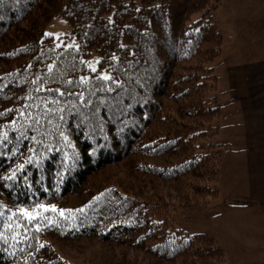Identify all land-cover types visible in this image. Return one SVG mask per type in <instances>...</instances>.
Listing matches in <instances>:
<instances>
[{"label":"trees","instance_id":"1","mask_svg":"<svg viewBox=\"0 0 264 264\" xmlns=\"http://www.w3.org/2000/svg\"><path fill=\"white\" fill-rule=\"evenodd\" d=\"M220 1L0 0V264H68L54 244L84 238L225 264L212 236L183 229L187 208L218 196ZM57 17L73 45L44 35ZM109 168L154 191L106 181Z\"/></svg>","mask_w":264,"mask_h":264},{"label":"crops","instance_id":"2","mask_svg":"<svg viewBox=\"0 0 264 264\" xmlns=\"http://www.w3.org/2000/svg\"><path fill=\"white\" fill-rule=\"evenodd\" d=\"M221 34L218 196L213 208L185 213L184 223L192 213L204 218L207 231L196 233L212 236L229 264H264V35L245 29Z\"/></svg>","mask_w":264,"mask_h":264},{"label":"rangeland","instance_id":"3","mask_svg":"<svg viewBox=\"0 0 264 264\" xmlns=\"http://www.w3.org/2000/svg\"><path fill=\"white\" fill-rule=\"evenodd\" d=\"M198 17H200V14L194 15L193 18L195 19ZM208 18L218 24L219 30L226 38L227 35L232 34L233 30L237 31L244 29L251 33L258 35H260L259 33H262V35H264V0H221L218 7L215 10L210 11ZM46 31L61 45H73L71 39L67 38L66 35L69 32V27L61 18H54L46 28ZM255 37L259 38L258 36ZM260 38L262 37L260 36ZM254 42L257 41L255 40ZM98 58V54L92 52L88 64H91L92 67L95 68ZM220 64V59L217 58L212 62H209L208 66H211L214 69V72H218L221 69ZM216 94L215 90L214 95ZM213 141L215 143L218 142L217 136L214 137ZM102 177L106 181H118L122 183L123 186H126L128 190L137 195H144L145 190H148L150 193L154 191L152 186H146V188L141 186L137 180H128L115 168L105 170ZM159 187L161 192L171 193L169 185L161 184L158 188ZM215 204L216 199H211L210 205L212 208ZM192 208L195 207L187 208L185 213L191 212L189 210H192ZM204 222V218L199 216L198 213H194V215L192 213L185 223L183 221V226L189 234L207 231ZM54 247L68 264H178L175 262L149 260L146 256L134 249L113 247L100 242L96 238H84L61 243L58 242L54 244ZM226 262L225 264H229V257H226Z\"/></svg>","mask_w":264,"mask_h":264},{"label":"snow or ice","instance_id":"4","mask_svg":"<svg viewBox=\"0 0 264 264\" xmlns=\"http://www.w3.org/2000/svg\"><path fill=\"white\" fill-rule=\"evenodd\" d=\"M44 35L47 36V35H50V34L46 32ZM49 67H51V66H49ZM89 67L91 68V70H92L93 72L96 71V69H95L94 67H92L91 64H89ZM101 78L104 79V80H108V79H109V77H108L106 74H104V73H101ZM81 79H84V78L82 77ZM57 91H59V89H57ZM3 135L6 136V133L3 134ZM21 167H22V166H21ZM94 199H95V198H94ZM36 207L39 208V209H41V210H43V211L58 212L59 215H61V216H64L66 212H67L69 215H71V213L73 212V210L57 209L55 205H45V204H40V205H37ZM18 211H19L20 213H22L23 216H24L25 218H27L29 221H33V220L35 219V216H39V215H41L40 212H34V210H28V209H25V208H19ZM49 223H50V224L52 223L51 219H49ZM9 227H11V225H9ZM17 227H20V225H17ZM37 230H39V227H37Z\"/></svg>","mask_w":264,"mask_h":264}]
</instances>
